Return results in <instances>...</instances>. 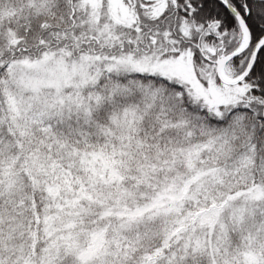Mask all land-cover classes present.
Instances as JSON below:
<instances>
[{
	"label": "snow or ice",
	"instance_id": "obj_1",
	"mask_svg": "<svg viewBox=\"0 0 264 264\" xmlns=\"http://www.w3.org/2000/svg\"><path fill=\"white\" fill-rule=\"evenodd\" d=\"M0 264H264V0H0Z\"/></svg>",
	"mask_w": 264,
	"mask_h": 264
}]
</instances>
